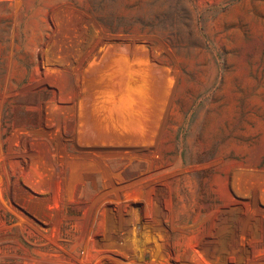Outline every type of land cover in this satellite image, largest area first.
I'll use <instances>...</instances> for the list:
<instances>
[{"label": "rangeland", "instance_id": "obj_1", "mask_svg": "<svg viewBox=\"0 0 264 264\" xmlns=\"http://www.w3.org/2000/svg\"><path fill=\"white\" fill-rule=\"evenodd\" d=\"M0 264H264V0H0Z\"/></svg>", "mask_w": 264, "mask_h": 264}]
</instances>
